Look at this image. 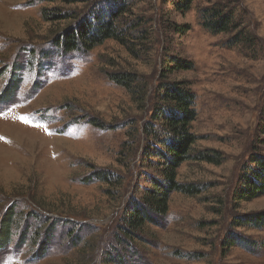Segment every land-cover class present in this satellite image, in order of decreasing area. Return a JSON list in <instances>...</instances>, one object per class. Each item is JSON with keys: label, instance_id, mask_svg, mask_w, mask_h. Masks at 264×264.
Listing matches in <instances>:
<instances>
[{"label": "rangeland", "instance_id": "374dc122", "mask_svg": "<svg viewBox=\"0 0 264 264\" xmlns=\"http://www.w3.org/2000/svg\"><path fill=\"white\" fill-rule=\"evenodd\" d=\"M95 1L0 0V264H264V193L240 197L251 154L264 156V0H192L184 12L174 0H99L126 3L131 38L64 53L54 39L70 19L56 17ZM206 9L236 27L210 31ZM166 17L189 30L164 28ZM171 55L192 62L171 78L194 94L193 154L216 160L182 162L177 180L199 192H171L129 240L120 217L144 183L132 136L142 111L111 76L150 87Z\"/></svg>", "mask_w": 264, "mask_h": 264}, {"label": "trees", "instance_id": "16d2710c", "mask_svg": "<svg viewBox=\"0 0 264 264\" xmlns=\"http://www.w3.org/2000/svg\"><path fill=\"white\" fill-rule=\"evenodd\" d=\"M58 1L74 3L80 0ZM100 2L96 0L77 14H68L66 10V13L64 11L56 17V20L70 19V23L54 39V44L64 53L76 49L86 51L110 38L123 44L126 42L124 38H131L126 32L127 22L121 20L123 18L121 16L127 12L126 3L106 6L103 2L100 9L98 8ZM191 3L192 0H174L173 8L184 12L190 8ZM200 17L203 25L212 32L227 31L236 27L229 12L206 9L200 12ZM140 22L133 23V28L139 26ZM161 23L164 28L167 27L175 34H185L190 28L188 24L168 21L167 17L159 22ZM130 29L131 26L128 30ZM158 65V78L150 87L147 82H139L133 73L121 72L111 76L116 83L127 87L132 95H135V101L140 104L142 111V121L136 117L138 124L136 122L132 136L138 144L134 168L135 170L139 168V175L143 174L145 177L144 183L137 185L136 190L140 192L128 198L129 203L125 205L120 217L123 224L121 231L129 240L140 236V229L145 223H153L156 216H163L167 212L171 192L183 191L190 194L199 192L198 186L180 183L177 180L176 170L182 162L189 158L208 162L216 160L213 155L204 151H196L193 154L195 136L190 131V124L196 114L193 107L194 94L185 81L171 78L175 71L190 69L192 62L171 55L166 60L161 59ZM136 118L132 119L131 123ZM251 161L254 167L249 175L244 174L240 197L252 198L264 193V156L251 154ZM148 169L152 172H147ZM111 176V173H104L99 178L110 181ZM247 218L252 222L257 220L255 216ZM117 237L122 241L120 235Z\"/></svg>", "mask_w": 264, "mask_h": 264}]
</instances>
